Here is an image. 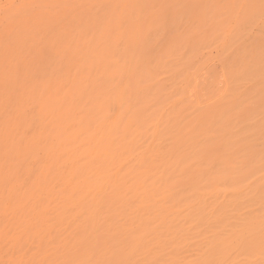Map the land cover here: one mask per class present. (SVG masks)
<instances>
[{
    "label": "rangeland",
    "instance_id": "1",
    "mask_svg": "<svg viewBox=\"0 0 264 264\" xmlns=\"http://www.w3.org/2000/svg\"><path fill=\"white\" fill-rule=\"evenodd\" d=\"M0 264H264V0H0Z\"/></svg>",
    "mask_w": 264,
    "mask_h": 264
}]
</instances>
